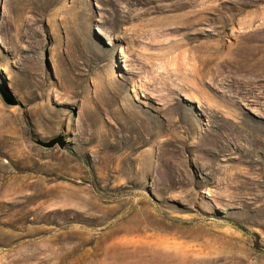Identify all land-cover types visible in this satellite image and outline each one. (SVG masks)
<instances>
[{"label":"rangeland","instance_id":"obj_1","mask_svg":"<svg viewBox=\"0 0 264 264\" xmlns=\"http://www.w3.org/2000/svg\"><path fill=\"white\" fill-rule=\"evenodd\" d=\"M0 8V264H264V0Z\"/></svg>","mask_w":264,"mask_h":264},{"label":"water","instance_id":"obj_2","mask_svg":"<svg viewBox=\"0 0 264 264\" xmlns=\"http://www.w3.org/2000/svg\"><path fill=\"white\" fill-rule=\"evenodd\" d=\"M1 12V8H0ZM0 95L4 102H6L8 105H17L18 100L15 98V96L12 94L11 90L6 84L0 85ZM38 144L47 147V148H52L55 145H59L61 148H64L66 146V141L64 140L63 137L58 136L56 138H53L49 141H42V140H37L36 141Z\"/></svg>","mask_w":264,"mask_h":264}]
</instances>
